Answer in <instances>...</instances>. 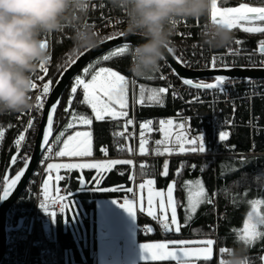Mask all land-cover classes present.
Returning a JSON list of instances; mask_svg holds the SVG:
<instances>
[{
	"label": "snow or ice",
	"instance_id": "obj_1",
	"mask_svg": "<svg viewBox=\"0 0 264 264\" xmlns=\"http://www.w3.org/2000/svg\"><path fill=\"white\" fill-rule=\"evenodd\" d=\"M211 23L222 25L229 30L242 31L245 34H264V0H260L259 6L244 0L238 6L226 7L219 6L218 0H212ZM92 26L95 27V25ZM117 35L123 36L124 34L118 33ZM113 38L109 37L108 39ZM234 43L243 45L246 42L236 39ZM44 46L49 48L46 39H44ZM129 47V44H124L122 47L109 51L94 63L83 67L82 74L71 77L72 83L68 99L62 109L66 115V123L55 134V116L62 97L57 95V98L48 106L47 113H44L45 104L54 91V81L49 77L48 67L41 66L40 68L41 74L37 80L43 81V83L39 86V94L35 97V109L46 121L41 140L42 150L46 155L40 161L43 163L45 171L34 198L38 200V207L46 218L45 231L50 226H55L58 215L62 217L65 226L69 224V212H71V220L78 222L80 213L76 208L75 201L70 196L73 191L123 193L122 203L117 200H113L112 203L122 208L134 222L137 212L151 218L154 226L146 225L142 231L152 234L158 228L164 237H175L181 234L182 229L189 226L202 207L208 206L215 210L216 201L221 192L220 190L209 192L206 187L203 173L209 164L204 163L198 166L188 161H178L176 167L172 168L170 161L173 156L206 155L209 152L206 133L194 131L191 123L192 118L184 115L183 110L178 111L175 118L147 119L137 123L135 116H130L128 111L129 80L124 74L111 67H97L102 62L111 61L113 58H123ZM168 52L181 66L191 67V62L178 56L173 47H169ZM228 52L232 56V60H226L223 56L218 60L214 56L209 62L210 69L230 72L243 58L247 63L240 65L242 70H264V39H260L257 47L253 50L240 48L238 51L228 50ZM81 55L83 53L77 52L76 56L69 57L65 63L58 65L59 77L55 81L57 86ZM257 56L259 59H255ZM51 59L52 56L49 55V61ZM165 64L171 74L175 75L181 85L185 87L187 98L176 88L175 84L168 82L167 74L159 71L158 76L151 75L145 79L148 81L158 79L166 83L163 86L151 87L140 85L138 98L134 100L135 104L141 107L158 106L162 108L166 106L170 96L173 102L179 100L189 107L207 104L209 110L213 112L216 111L219 103H225L233 109L234 115L237 107L236 99H229L230 94L225 86L234 85L239 79L248 85L244 95L239 98L240 100H248L253 108L255 99L259 98L264 101V91H261L264 89V82L256 81L252 77L236 78L217 74L211 77L213 82H206L203 79L193 80L183 77L167 60ZM33 87L34 90L37 89V83H34ZM78 91L82 93V99L78 103L89 108L91 115L81 114L73 108ZM202 91L210 93L212 99L205 100L201 95ZM221 96L224 97L223 100L220 99ZM106 119L122 121L117 125L116 130L111 132L115 141L112 149L115 152L153 157L159 161L158 166L152 160L141 161L139 164H135L131 159L122 158L89 160L88 158L94 156L93 133L90 130H78V126L90 128L94 120L104 121ZM34 121L35 116H31L25 126L14 136L9 146L8 150L12 154L9 158V166L0 177V204L10 200L28 173L32 157L23 149L27 140V132L34 128ZM229 122L226 120L222 123L227 126ZM232 122L234 123V121ZM246 126L250 128V133H264V124L259 123V118L255 116L254 111L250 113ZM12 127L11 123H8L7 126L0 124V150H3L6 132ZM229 138V131L220 130L218 132V141L222 142V146L229 152V158L219 165V176L225 181L230 174L240 171L250 163L246 154L236 153L235 146L227 143ZM252 138L255 143L254 136ZM132 139L136 141L135 147L121 143V141L127 142ZM99 151L103 157H109L108 146L101 145ZM250 151H254V148ZM55 158L66 159H62L61 162H49ZM18 162L20 167L15 168ZM119 165H129L142 170L156 168V172L154 175L151 171H145L144 174L148 178L140 183H136V175L132 174L131 184L128 186L101 187L107 179V175L114 170L121 175L131 173V167L128 172H125L124 169L117 167ZM13 168H15L14 172ZM86 170L92 171L93 176L86 179L84 176ZM186 170L190 173L198 171L201 175L198 178H182ZM73 172L77 173L75 177L71 175ZM156 175L163 179H167L171 175L172 179L168 181L165 188H158ZM73 180L77 182L75 190L70 186ZM243 180L244 175L242 174L232 183L241 187ZM61 182H64V187L61 186ZM28 183L33 184L34 181L30 179ZM178 191L183 193L182 197L176 195ZM222 191L224 197L232 205L246 204L250 207V210L246 212L242 228H232L231 231L236 234L237 241L247 246L249 251L258 244L261 245L260 253L256 259L259 260V264H264V198H248L247 190L230 192L226 183ZM21 199L26 198L21 197ZM57 208L58 211L55 210ZM178 210H182L183 218L179 216ZM14 214V211L10 212V218ZM14 230L30 234L32 224H26L25 218L21 217L14 226ZM209 231H211V227ZM21 238L26 239L27 236ZM39 243V241L34 242V246H39ZM216 243L217 241L213 238H165L156 242L139 244V258L147 262L168 261L170 264H200L201 261L210 264ZM115 244L116 238L113 236L105 242V247L111 250ZM228 250L227 247H221L218 253L222 256ZM218 264H224V259L220 258ZM247 264H255V261L248 260Z\"/></svg>",
	"mask_w": 264,
	"mask_h": 264
},
{
	"label": "trees",
	"instance_id": "obj_2",
	"mask_svg": "<svg viewBox=\"0 0 264 264\" xmlns=\"http://www.w3.org/2000/svg\"><path fill=\"white\" fill-rule=\"evenodd\" d=\"M252 1L256 4H260V0H247ZM240 2H244V0H218V4L221 7L226 6H237ZM210 19V17H203L200 20L195 19H187L189 24L194 25L192 27L193 37L187 38V43L196 37H199L200 27L203 22ZM198 23V26L195 24ZM126 27L121 28L119 31H113L106 34H100L104 40L108 37L117 35L118 33L124 32ZM233 33V42L227 48L213 49L216 52L224 51L230 47H232L235 43L236 39H240L245 41L242 46L243 48L251 49L257 47V43L260 39H264V34H245L242 31L231 30ZM200 39V38H199ZM179 38L172 37L171 47H174L175 43H179ZM53 52H52V61L49 70V76H52L53 81L55 83L56 79L59 77V73L57 71L58 65L63 64L67 61L69 57H73L77 55V52L74 50L73 42L71 37L66 35L62 36V39H55L53 43ZM112 51V50H111ZM108 53V52H107ZM105 53V54H107ZM104 55V54H103ZM101 57V56H100ZM94 59L91 63H94L97 59ZM131 63V57L128 53H125L123 58H113L111 61H105L101 64L97 65V67H111L113 70H117L124 74L127 78L131 77V72L129 71V66ZM82 72V71H81ZM80 72V74H81ZM155 75V74H152ZM140 81L142 78H138ZM264 82V81H260ZM152 84L157 85L154 81ZM242 84L244 82H239ZM71 86V85H70ZM70 86L66 89L65 93L62 96L60 107L57 110L55 124H54V134L56 131H59L64 124L66 123V115L63 113L62 109L65 106V102L68 99ZM82 99V93L80 91L77 92L76 100L73 102V108L81 114L91 115V110L86 106L79 104V100ZM254 108L253 111L255 115L264 119V101L257 98L254 100ZM180 103L178 101L173 102L171 97L169 96L167 99V103L165 107H141L138 106L135 110V116L137 119H150V118H159L163 116H172L175 111L179 108ZM129 115L133 113L132 103H131V95H130V87H129ZM238 116L241 117L242 122H240L235 128H233L230 132V138L227 141L229 145L235 146V151H243L248 152L251 148L253 136H254V147L257 152L264 153V135H253L250 133V129L246 126L243 119L248 118L249 111L240 107L237 109ZM9 113L0 115V124H7L9 118ZM11 115V113H10ZM122 123V121H93V124L90 126H84L85 128L78 129H89L93 133V144H94V156L100 155L99 148L101 145L108 146L109 155H115V152L112 149V145L115 143L111 132L116 130L117 125ZM15 134L14 130L9 129L6 133V139L4 141L3 150H1V158H0V177L5 173L6 167L9 166V158L12 154L9 152V146L12 142V137ZM253 135V136H252ZM213 145H215V149H222V142L218 141V134L214 133ZM123 142V141H121ZM229 157H220L216 160L215 163L208 162L206 160L201 159H185V160H170L171 167L175 168L178 161H188L191 163H195L198 166L207 163L209 167L203 173V179L206 183V187L209 192L213 190H220L221 195L217 198L215 210L212 207H202L193 221L189 224L188 227L182 229V233L173 237H164L160 234L159 229L152 234H143L141 229L137 231V238L139 241H150V240H159L164 238H179V239H189V238H201V237H211L214 238L215 235L218 237V243L221 247H227L228 249H243L245 255L248 257V260L255 261V264H259V260L256 259L260 253L261 245H257L255 248L248 250L247 246H244L242 243L238 242L236 239V234L231 231L232 228L240 229L242 228L243 221L246 219V212L250 210V207L246 204L232 205L228 202V200L223 195V186L226 183L229 186L230 192H243L245 190L248 191V198H264V154L250 156L248 155V159L250 163L247 164L246 167L241 168L240 171L230 174L226 181L222 180L219 176V165L227 160ZM153 163L158 166L159 161L153 160ZM20 167V164H17L15 168ZM15 168L12 171H15ZM122 169L125 172H128V165H122ZM145 171H151L154 175L156 172V168H152L150 170H142L139 169L140 175H145ZM244 175L243 184L241 187H237L232 182L237 180V178ZM73 175H77V173L73 172ZM201 174L198 171H185L183 173L182 178H198ZM85 178H90L93 176L92 171L86 170L84 173ZM146 176V175H145ZM147 177V176H146ZM129 175H121L117 171H112L107 175V179L103 182L101 187H115L118 185L128 186L131 184V180L129 179ZM157 179V187L165 188L168 181L172 179L170 175L167 179L160 178L158 175L155 176ZM71 189L75 190L77 188V182H71ZM123 193L118 192H72V199L75 201L76 208L78 209L80 216L78 222L71 220V212H69V224L65 226L62 222V217H57V231L56 238L53 241L54 252L60 256L61 264H95L94 258L92 256V251L96 247L95 241V219H96V199L98 198H118L122 197ZM178 197H182L183 193L178 191L176 193ZM24 194H22V197ZM30 204L32 202L31 197H27L25 200V204ZM178 214L181 218H183L182 210H178ZM137 223L140 226L145 225H153L154 222L149 219L146 215L142 213H138L137 215ZM214 226V229L210 227ZM43 234L42 229L39 231V235ZM42 236V235H41ZM138 264H170L168 261H140ZM200 264H206V262L201 261ZM210 264H217L216 257V249L214 247L213 259Z\"/></svg>",
	"mask_w": 264,
	"mask_h": 264
},
{
	"label": "clouds",
	"instance_id": "obj_3",
	"mask_svg": "<svg viewBox=\"0 0 264 264\" xmlns=\"http://www.w3.org/2000/svg\"><path fill=\"white\" fill-rule=\"evenodd\" d=\"M126 14L124 35H138L143 43L132 46L129 71L146 78L160 71L161 62L176 34L178 20L210 17L212 0H109ZM91 0H0V115L24 113L35 107L34 75L49 64L44 34L71 28L74 50L97 48L104 38L87 22ZM233 33L209 22L200 40L209 49L227 48ZM243 249H229L224 264H247Z\"/></svg>",
	"mask_w": 264,
	"mask_h": 264
},
{
	"label": "built area",
	"instance_id": "obj_4",
	"mask_svg": "<svg viewBox=\"0 0 264 264\" xmlns=\"http://www.w3.org/2000/svg\"><path fill=\"white\" fill-rule=\"evenodd\" d=\"M224 1H230V0H224ZM251 4H256L252 1H247ZM102 5V7H101ZM260 5V4H259ZM87 22L91 25H95V30H97L100 34H106L113 31H119L121 28L126 27V14L116 8H113L109 2V0H91L89 13L87 16ZM118 21V22H117ZM211 22L210 19L203 22L202 26L200 27L199 31V37H196L194 39H191L189 43H187L188 37H193L192 33V27L194 25L189 24V21L186 20H178L177 23L174 25V29L176 34L173 37L179 38V43H175V52L178 56H181L184 60H187L191 62L192 68H205L210 67L209 62L212 57H217L219 60V57L223 56L226 58V60H232V56L229 55L228 50H236L238 51L240 48H243L242 45H236L234 44L232 47L221 51L216 52L213 49H209L207 46H204L201 43L200 33L204 29V27ZM195 26H198V23L195 24ZM66 35L68 37H71L72 30L71 28H66L63 32H54L52 34H44L41 38L44 40L46 39L49 44L48 52L49 55L52 56L53 52V43L55 39L60 40L62 39V36ZM195 46V47H194ZM132 47V46H131ZM130 48V47H129ZM256 48V47H255ZM255 48L247 49L246 50H253ZM255 59H259V57H255ZM52 61V59H51ZM46 66L50 70V65ZM247 61L243 58L239 60V63L237 65H244ZM160 71L164 72L168 75V82H171L175 84L176 88L183 94H185V97L187 98V91L184 86L181 85V82L179 79L171 74L169 71V68L166 66L165 61L161 62ZM40 69L36 72L33 79L34 82L37 83V89H35L32 93L34 103H36L35 97L39 94V86L43 83V81H38L37 77L40 75ZM155 75H159V73H155ZM52 78V76H49ZM47 79V77H46ZM129 82L131 83V96H132V108H133V114L135 116V110L139 106L134 103V100L138 98V89L139 86L142 85L141 81L131 74V77L129 78ZM154 83H157L158 86H163L166 82L160 81V80H154ZM54 85V84H53ZM228 93L230 94L229 99H236V110L233 115V109L229 106H227L225 103H219L216 107V111H210L207 104L205 105H193L189 107L188 105L183 104L181 101L177 100L180 103L179 108L175 111V113L172 116H163L159 118H150L153 120H158L161 118H175L178 111L183 110L184 115L191 117V123L194 131H203L206 133V141H207V147L209 148V152L206 155L203 154H189L186 156H173L170 158V160H185V159H201L206 160L211 163H215L216 160L220 157H229V152L225 149H215V145H213V139H214V133H217L220 130H225L231 132L233 128H235L240 122H242L241 117L238 116L237 109L240 107H243L244 109H247L250 113L253 112V107L250 106V103L248 100H240L239 98L244 95L248 85L246 83L239 84L238 81L234 85H226L225 86ZM261 91H264V89H261ZM202 97L205 100H211L212 95L208 92H201ZM221 100L224 99V97H220ZM8 123H11L13 127L11 128L14 130L15 134L12 137V140L14 136L17 135V133L20 131L21 128H23L26 124V122L30 119L31 116H35L34 121V128L33 130H30L27 132V140L24 146L23 151L30 155L34 140L37 134L38 130V124L40 120V114L36 111L35 107L31 111H26L24 113H10L8 114ZM259 118V123L264 124V119L260 118L259 116L255 115ZM231 118V119H230ZM135 119L137 123L140 121H143L142 119H137L135 116ZM147 120V119H144ZM230 121L227 126L223 125V121ZM248 118L243 119L245 124H247ZM234 121V123L232 122ZM7 124H2L4 126H7ZM250 129V128H249ZM131 130V129H130ZM138 130V129H136ZM7 133V132H6ZM253 134V133H252ZM253 135H264V133H258ZM252 135V136H253ZM121 143H127L129 146L135 147L136 141L134 139L129 140L127 142L123 141ZM254 148V151H235L236 153L240 154H246L247 156H256V155H263L262 152H257L254 147V143L252 141L251 148ZM117 156H109V157H103L102 155L99 156V159H106V158H122V159H131L135 164H139L141 161H149V160H156L153 157H144L140 155H133L132 153L129 154V156L125 157V153H116ZM46 154L43 153L40 161ZM0 158H1V150H0ZM66 158H55L54 160H61ZM163 159V158H160ZM53 160V161H54ZM38 163V166L36 170L34 171L31 180L34 181L33 184H27L23 193L25 198L31 197L34 211L33 214L30 217H26L24 212H17L16 208L18 206H23L25 204L26 199L20 198L17 200L15 207L11 210V212L14 211V215L11 216L9 219V232H8V244L6 247L5 257L3 259L2 264H61L60 256L54 252L53 248V241L56 238V231H57V225L50 226L47 231L44 229V223L46 218L42 215L41 210L38 207V200L34 198L35 193L37 191V187L40 185L41 180L43 179V173H44V166L43 163ZM52 162V161H49ZM18 164H20L18 162ZM122 165L117 166L118 168H121ZM131 166L128 165V169ZM122 169V168H121ZM138 168L131 167V173L129 174V179L131 180V175H136V183L143 182L145 177L143 178L141 175L138 174ZM73 177L76 175L71 174ZM75 181V180H73ZM72 181V182H73ZM76 182V181H75ZM131 182V181H130ZM61 186L64 187V182H61ZM135 186V185H132ZM72 195V192L70 193V196ZM58 211V208L55 209ZM59 216V215H58ZM57 216V217H58ZM24 217L26 220V224H32V231L31 233H21L14 230V226L16 225L19 218ZM214 229V226L211 227ZM42 229L43 234L41 239H38L39 231ZM27 236L26 239L21 238L22 236ZM40 235V236H41ZM49 237H52V239H49ZM217 241L215 245L216 253L218 252V249L221 248V246L218 243V237L215 235L213 238ZM39 241V246H34V242ZM220 258H225V253ZM217 259V264H218Z\"/></svg>",
	"mask_w": 264,
	"mask_h": 264
},
{
	"label": "water",
	"instance_id": "obj_5",
	"mask_svg": "<svg viewBox=\"0 0 264 264\" xmlns=\"http://www.w3.org/2000/svg\"><path fill=\"white\" fill-rule=\"evenodd\" d=\"M124 33V32H121ZM113 39H105L104 43L100 44L97 48L83 52V55L79 56L77 63L72 66L68 73L63 76V79L60 81L57 86L54 83L53 88L54 91L50 94L47 103L45 104L44 113L46 114L48 111V106L57 98V95L61 97L65 93L66 89L71 85L72 80L71 77L74 75H79L82 68L86 67L89 63H91L94 59L102 56L103 54L117 48L122 47L124 44H129L130 46H135L137 44L143 43V39L138 35H114ZM171 47V46H170ZM172 67H175L177 72L183 77L191 78L193 80L203 79L206 82H213L211 77L217 74L228 75L236 78L243 77H252L256 81H264V70H242L240 65H236L232 71H213L210 67L205 68H192V67H183L180 63H177L175 58L169 53L166 52V59ZM180 81V80H179ZM239 82H243L242 79L237 80ZM56 118V116H55ZM45 119L40 117V121L38 124L37 134L34 140V145L30 156L32 157L31 165L28 169V173L26 174L24 180L21 182V185L17 188L16 192L10 198L9 201L0 204V264L3 263L4 255L6 252L7 241H8V216L11 211L13 205L17 202V200L22 195L26 185L31 179L34 171L36 170L38 163L43 155L41 140H42V132L45 127Z\"/></svg>",
	"mask_w": 264,
	"mask_h": 264
},
{
	"label": "rangeland",
	"instance_id": "obj_6",
	"mask_svg": "<svg viewBox=\"0 0 264 264\" xmlns=\"http://www.w3.org/2000/svg\"><path fill=\"white\" fill-rule=\"evenodd\" d=\"M254 5L259 6V4H254ZM210 20H211V16H210ZM127 79L129 80V78ZM151 82L152 81H148L145 78H142L141 80L142 85L146 87L156 86L152 84ZM129 87H130V95H131V83L130 82H129ZM131 100H132V96H131ZM80 128H85V127L80 126ZM78 130H89V129L86 128V129H78ZM129 154L130 153H125L124 156L128 157ZM109 156H112V155H109ZM113 156H117V154ZM88 159L89 160H102V159L93 158V157L88 158ZM61 160H54L52 162H61ZM138 174H139V170H138ZM123 199H124V195L118 198L114 197V198L96 199V214H95L96 219H95V226H94V230H95L94 238L96 241V247L92 251V256L94 258L95 264H138L140 261H143L139 258V247H138L139 244L151 243V242L162 240V239L150 240V241H139L138 240L137 238L138 229H141L142 231V229L146 225L140 228V226L137 223V218H136V221L134 222L132 218L129 217L128 214L122 208L112 203L113 200H117L120 203H122ZM138 213L139 212H137V215ZM142 233L146 234L143 231ZM113 236H115L116 238V244L110 250L105 247V242ZM203 238H211V237H201V238L195 237V238H189V239H203ZM213 254H214V251H213ZM216 257L217 259H220V254L218 252L216 253Z\"/></svg>",
	"mask_w": 264,
	"mask_h": 264
},
{
	"label": "bare ground",
	"instance_id": "obj_7",
	"mask_svg": "<svg viewBox=\"0 0 264 264\" xmlns=\"http://www.w3.org/2000/svg\"><path fill=\"white\" fill-rule=\"evenodd\" d=\"M100 155H101V153H100ZM100 155H98V156H93V158H99V156ZM92 158V157H91ZM142 177L144 178H148V177H146V176H144V175H142ZM15 205H16V203L13 205V207H12V209L15 207ZM11 209V210H12ZM16 211L17 212H24L25 213V215H26V217H30L32 214H33V211H34V206H33V203H30V204H26V205H23V206H18L17 208H16ZM11 212V211H10ZM9 212V213H10ZM9 219H10V216H8V224H9ZM38 236V239H41V237L42 236H40V235H37ZM9 239V238H8ZM7 244H8V241H7ZM5 257V256H4Z\"/></svg>",
	"mask_w": 264,
	"mask_h": 264
}]
</instances>
